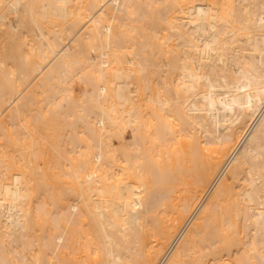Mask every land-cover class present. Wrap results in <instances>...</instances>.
<instances>
[{
  "label": "bare ground",
  "instance_id": "bare-ground-1",
  "mask_svg": "<svg viewBox=\"0 0 264 264\" xmlns=\"http://www.w3.org/2000/svg\"><path fill=\"white\" fill-rule=\"evenodd\" d=\"M0 264H264V0H0Z\"/></svg>",
  "mask_w": 264,
  "mask_h": 264
},
{
  "label": "rangeland",
  "instance_id": "rangeland-1",
  "mask_svg": "<svg viewBox=\"0 0 264 264\" xmlns=\"http://www.w3.org/2000/svg\"><path fill=\"white\" fill-rule=\"evenodd\" d=\"M83 79H74V80H72V87H73V94L75 95V97L76 96H83L84 94H85V92L87 91V89H88V84H87V82L85 83V80H84V82L82 81ZM87 84V85H86ZM84 86L86 87V88H84ZM83 92H84V94H83ZM78 97V99L79 98H82V97ZM77 98V97H76ZM127 134L128 135H130L131 134V131L130 130H128L127 131Z\"/></svg>",
  "mask_w": 264,
  "mask_h": 264
}]
</instances>
